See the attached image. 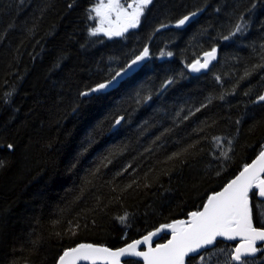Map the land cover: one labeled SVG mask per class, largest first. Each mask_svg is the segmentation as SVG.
<instances>
[{
	"label": "trees",
	"instance_id": "trees-1",
	"mask_svg": "<svg viewBox=\"0 0 264 264\" xmlns=\"http://www.w3.org/2000/svg\"><path fill=\"white\" fill-rule=\"evenodd\" d=\"M97 2L0 0V264H57L81 243L119 248L186 220L264 146V0H152L111 37L91 35ZM145 47L117 89L82 95ZM250 198L264 227V201ZM236 244L188 264H236ZM247 259L264 264V251Z\"/></svg>",
	"mask_w": 264,
	"mask_h": 264
},
{
	"label": "snow or ice",
	"instance_id": "snow-or-ice-1",
	"mask_svg": "<svg viewBox=\"0 0 264 264\" xmlns=\"http://www.w3.org/2000/svg\"><path fill=\"white\" fill-rule=\"evenodd\" d=\"M151 0H132L124 3L121 0H98L92 11L99 19V25L91 30V35L103 33L109 37L122 36L130 28L140 23V18ZM125 4L127 6H125ZM192 13L191 16H195ZM190 19L185 16L180 19L178 26L184 25ZM164 27V25H162ZM245 25L237 24L236 32L243 30ZM235 33H233L234 35ZM228 39V37H225ZM149 55L148 48L136 56L128 65L131 69ZM171 55V53H169ZM204 62L196 61L191 67L193 71L207 68L211 60L216 58V49L206 52ZM128 69L122 71L126 74ZM116 76L107 83H101L91 92L107 88L116 81ZM171 83V81H169ZM88 95V93H82ZM150 98V97H149ZM259 99L264 101V95ZM120 123L119 120L116 121ZM12 148V145H8ZM253 189L264 197V146L256 158L244 165L242 171L229 181L221 191L208 195L202 210L188 214L186 220H175L170 224L162 225L154 232L148 233L142 240H136L119 249H110L104 246L81 243L76 247L63 251L57 264H120L124 256H136L143 259L144 264H185V258L191 253H198L210 245H214L217 238L239 240L231 250V260L236 264H248L249 257L264 251L258 247V242L264 243V227H257L253 221V212L250 204V193ZM122 220L124 217L121 218ZM170 230L171 239L164 244L152 246V237L158 232ZM147 245V250H140V245ZM203 259V257H201Z\"/></svg>",
	"mask_w": 264,
	"mask_h": 264
},
{
	"label": "water",
	"instance_id": "water-1",
	"mask_svg": "<svg viewBox=\"0 0 264 264\" xmlns=\"http://www.w3.org/2000/svg\"><path fill=\"white\" fill-rule=\"evenodd\" d=\"M192 13H196V15L195 16H191V14ZM192 13H190V14H187L186 16H189L190 17V19L184 24V25H181L180 27H182V28H185V27H187L188 25H190L193 21H195L196 19H198L200 16H201V14L203 13V10H198V11H195V12H192ZM185 17V16H184ZM210 52V51H209ZM218 55H219V53H218V49H216V58L214 59V60H211V62L209 63V65H208V67L207 68H202V69H200L199 71H193L192 70V65L196 62H193L191 65H190V71H191V73L193 74V75H199V74H202V73H205L206 71H208V69L212 66V64L218 59ZM150 57V55H148L144 60H142V61H140L137 65H133L132 66V68L131 69H128V65L129 64H131V61L126 65V67H124L123 69H128V71H127V73L125 74L122 70L123 69H121L120 71H118V72H120L121 73V75L120 76H117L116 77V81H113V84H111V85H109L107 88H105V89H101L100 91H96V92H91V91H88V92H85V93H88V95H90V94H92V93H104V92H110V91H112V90H115V89H117L120 85H121V83L122 82H124L127 78H129V77H131L133 74H135L136 72H138L142 67H143V65H144V63H145V61H146V59H148ZM135 59V58H134ZM204 59H205V55L203 54V56H202V58L200 59V60H197V61H200L201 63H203L204 62ZM114 76H116V74L114 75ZM113 76V77H114ZM112 77V78H113ZM112 78L111 79H109V80H112ZM108 80V81H109ZM108 81H106V82H104V83H107ZM97 87V86H96ZM96 87H94V88H96ZM88 95H85V96H88ZM242 171V170H241ZM239 174V173H238ZM234 179V178H233ZM223 189V188H222ZM221 189V190H222ZM221 190H219V191H221ZM254 190L255 189H253V191L249 194V195H251L253 192H254ZM218 191V192H219ZM257 196H258V198L260 199V200H263L264 201V197H260L259 195H258V191H257ZM250 204H251V207H252V201H251V198H250ZM203 208V207H202ZM202 210V209H201ZM161 227V226H160ZM160 227H158L157 229H159ZM157 229H155V230H153L152 232H154V231H156ZM164 232H167L169 235H170V238L169 239H171V232H170V230H164V231H160V232H158L157 233V235L156 236H153L152 237V246L153 247H155L156 245H158V244H156V242L159 240V238L161 237V235L164 233ZM148 235V234H147ZM146 236V235H145ZM144 237V236H143ZM143 237H141V238H139V239H137V240H142L143 239ZM168 239V240H169ZM167 240V241H168ZM218 240H224V241H226V242H237V243H239V240L237 239V240H226V239H224V238H217V241ZM136 241V240H135ZM167 241L166 242H164V243H167ZM132 243V242H131ZM164 243H160V244H164ZM85 244H93V245H97V246H104V247H108V246H106V245H102V244H97V243H85ZM129 244V243H128ZM262 244H264V243H261V242H258V247L259 246H261ZM127 245V244H126ZM126 245H124V246H122V247H125ZM212 245H210V246H208V247H206V248H204V249H201V250H199V252L198 253H191L190 255H189V257H192V256H199V255H201L204 251H206L207 249H209L210 247H211ZM122 247H119V248H122ZM140 250H142V251H146L147 250V245H144V244H141L140 246ZM108 248H110V249H113V250H115V249H119V248H111V247H108ZM189 257H186L185 258V264H188V258ZM128 260H137V261H139V262H141V264H144V261H143V259L142 258H140V257H136V256H124V257H122L121 258V260H120V264H126V261H128ZM81 264H87V262H81Z\"/></svg>",
	"mask_w": 264,
	"mask_h": 264
},
{
	"label": "rangeland",
	"instance_id": "rangeland-1",
	"mask_svg": "<svg viewBox=\"0 0 264 264\" xmlns=\"http://www.w3.org/2000/svg\"><path fill=\"white\" fill-rule=\"evenodd\" d=\"M152 1V0H151ZM121 2L122 3H124L125 2V0H121ZM127 3H132V0H127ZM149 5V4H148ZM125 6H127L126 4H125ZM141 18H142V16H141ZM141 18H140V22H141ZM99 25V19L97 18V26ZM96 26V27H97Z\"/></svg>",
	"mask_w": 264,
	"mask_h": 264
},
{
	"label": "bare ground",
	"instance_id": "bare-ground-1",
	"mask_svg": "<svg viewBox=\"0 0 264 264\" xmlns=\"http://www.w3.org/2000/svg\"><path fill=\"white\" fill-rule=\"evenodd\" d=\"M132 60V59H131ZM88 92V91H87Z\"/></svg>",
	"mask_w": 264,
	"mask_h": 264
}]
</instances>
